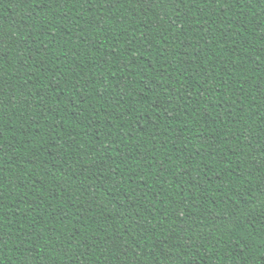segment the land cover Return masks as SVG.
I'll return each instance as SVG.
<instances>
[{"label":"trees","instance_id":"1","mask_svg":"<svg viewBox=\"0 0 264 264\" xmlns=\"http://www.w3.org/2000/svg\"><path fill=\"white\" fill-rule=\"evenodd\" d=\"M0 264H264V0H0Z\"/></svg>","mask_w":264,"mask_h":264},{"label":"snow or ice","instance_id":"2","mask_svg":"<svg viewBox=\"0 0 264 264\" xmlns=\"http://www.w3.org/2000/svg\"><path fill=\"white\" fill-rule=\"evenodd\" d=\"M158 2H159V3H163V2H164V0H158Z\"/></svg>","mask_w":264,"mask_h":264}]
</instances>
